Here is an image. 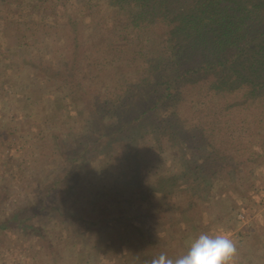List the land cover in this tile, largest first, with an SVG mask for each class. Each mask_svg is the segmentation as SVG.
<instances>
[{
	"label": "trees",
	"instance_id": "obj_1",
	"mask_svg": "<svg viewBox=\"0 0 264 264\" xmlns=\"http://www.w3.org/2000/svg\"><path fill=\"white\" fill-rule=\"evenodd\" d=\"M0 34V60L42 40L70 51L78 79L63 71L59 104L76 112L79 135L90 130L79 145L102 153L111 203L177 189L171 205H229L220 186L264 125V0H0ZM251 244L259 253L238 246L237 264H264V243ZM143 255L139 263L156 257Z\"/></svg>",
	"mask_w": 264,
	"mask_h": 264
},
{
	"label": "rangeland",
	"instance_id": "obj_2",
	"mask_svg": "<svg viewBox=\"0 0 264 264\" xmlns=\"http://www.w3.org/2000/svg\"><path fill=\"white\" fill-rule=\"evenodd\" d=\"M47 38L49 44L52 37ZM42 42L13 48L9 59L0 60V249L10 256V261L0 258V264H121L128 251L125 263L143 264L141 254H186L200 233H227L236 249L242 247L239 255L259 253L251 243H264V125L248 161L240 157L236 177L220 186L229 205H171L170 200L180 199L174 196L177 189L136 206L111 203L113 190L104 186L107 174L100 172L106 165L102 153L91 154L79 145L90 130L79 135L82 125L71 128L69 121L76 112L71 116L59 104L55 87L63 84V71L70 80L78 79L69 73L70 51L49 50ZM54 72L56 77H50ZM94 218L103 220L95 223Z\"/></svg>",
	"mask_w": 264,
	"mask_h": 264
},
{
	"label": "clouds",
	"instance_id": "obj_3",
	"mask_svg": "<svg viewBox=\"0 0 264 264\" xmlns=\"http://www.w3.org/2000/svg\"><path fill=\"white\" fill-rule=\"evenodd\" d=\"M236 251L227 233H200L191 241L186 254L170 258L160 253L149 264H232Z\"/></svg>",
	"mask_w": 264,
	"mask_h": 264
},
{
	"label": "built area",
	"instance_id": "obj_4",
	"mask_svg": "<svg viewBox=\"0 0 264 264\" xmlns=\"http://www.w3.org/2000/svg\"><path fill=\"white\" fill-rule=\"evenodd\" d=\"M2 160L0 159V168H2ZM5 173L7 174V170L5 169ZM2 174V172H1V170H0V175ZM239 218H241L243 221H245L246 219H245V215H244V213H240L239 214ZM8 255H9V252L7 251V250H4V249H0V258H2V257H8ZM6 259H8L9 261H10V256L8 257V258H6ZM10 264H15L13 261H11V262H9Z\"/></svg>",
	"mask_w": 264,
	"mask_h": 264
},
{
	"label": "crops",
	"instance_id": "obj_5",
	"mask_svg": "<svg viewBox=\"0 0 264 264\" xmlns=\"http://www.w3.org/2000/svg\"><path fill=\"white\" fill-rule=\"evenodd\" d=\"M122 258H123V257H122ZM123 259H124V258H123ZM127 263H128V262L125 263V260H124V262L121 263V264H127ZM235 263L237 264L236 260H235ZM235 263H234V264H235Z\"/></svg>",
	"mask_w": 264,
	"mask_h": 264
}]
</instances>
